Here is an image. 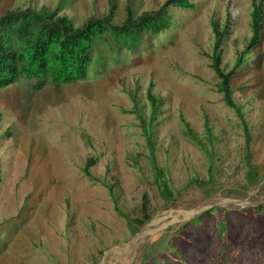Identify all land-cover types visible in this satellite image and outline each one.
<instances>
[{"label": "rangeland", "instance_id": "374dc122", "mask_svg": "<svg viewBox=\"0 0 264 264\" xmlns=\"http://www.w3.org/2000/svg\"><path fill=\"white\" fill-rule=\"evenodd\" d=\"M165 2L1 0L0 17L57 11L79 28L114 11L119 26L127 7L138 18ZM191 3L168 8L170 28L133 54L112 44L116 58L92 63L85 81L0 90V264H264V0ZM254 6L263 21L251 46ZM213 23L229 27L222 70L239 64L235 109L211 70ZM149 91L160 101L153 152L135 115L148 120ZM153 159L171 202L159 196ZM144 195L150 220L132 232L115 207L133 222Z\"/></svg>", "mask_w": 264, "mask_h": 264}, {"label": "trees", "instance_id": "16d2710c", "mask_svg": "<svg viewBox=\"0 0 264 264\" xmlns=\"http://www.w3.org/2000/svg\"><path fill=\"white\" fill-rule=\"evenodd\" d=\"M1 2V0H0ZM194 0H167L157 11L135 17L129 7L126 8V19L122 25H114V11L100 19H90L82 27H75L66 16H59L57 11H24L11 10L0 17V90L6 89L20 81L34 82V91L42 90L46 85H68L87 79L88 68L92 63L98 67L104 65L106 54L111 53V45L121 47L119 50L133 54L142 39L156 37L170 28L168 8H191ZM253 33L251 46L257 44L262 31V8L254 6L251 16ZM214 45L211 70L219 81V93L224 104L231 109L236 106L232 100L231 80L239 64L225 73L222 68V44L225 40L227 26L219 30L217 23L212 24ZM116 53V52H115ZM116 58V56H115ZM116 60V59H115ZM241 62V59L238 63ZM149 103V118L135 113L143 135L147 139L148 148L153 152L151 141L152 130L160 114V101L150 91L147 94ZM185 134L191 144L207 153L202 141L185 123ZM211 142V140H209ZM88 162L84 169L89 177ZM154 184L160 198L168 203L174 200V194L169 186L166 172L157 167L152 160ZM261 208H258L260 210ZM115 213L126 221L132 232H137L150 220L149 201L146 195L142 198L141 217L133 222L127 221L116 206Z\"/></svg>", "mask_w": 264, "mask_h": 264}]
</instances>
